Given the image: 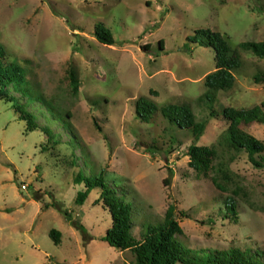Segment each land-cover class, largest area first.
Masks as SVG:
<instances>
[{
    "label": "rangeland",
    "instance_id": "1",
    "mask_svg": "<svg viewBox=\"0 0 264 264\" xmlns=\"http://www.w3.org/2000/svg\"><path fill=\"white\" fill-rule=\"evenodd\" d=\"M100 23L114 45L96 37ZM208 28L232 49L264 41V0H0L6 61L18 60L34 84L11 83L4 91L13 99L0 96V264H135L131 251L103 240L113 218L99 201L102 188L77 202L86 189L77 183L80 171L94 178L105 173L131 205L137 237L174 204L183 243L200 256L233 248L264 252V169L246 152L231 164L248 196L235 197L236 214H228L229 194L189 164L193 136L161 112L189 104L208 122L199 145H211L227 128L226 107L264 103V81H255L264 58L242 49V67L234 87L218 93L216 116L198 102L217 61L212 47L190 37ZM71 69L81 83L78 94ZM31 96L42 101L31 103ZM141 98L157 106L150 122L137 112ZM19 105L56 136L29 130ZM242 127L264 142V124ZM52 229L62 234L59 245Z\"/></svg>",
    "mask_w": 264,
    "mask_h": 264
},
{
    "label": "trees",
    "instance_id": "2",
    "mask_svg": "<svg viewBox=\"0 0 264 264\" xmlns=\"http://www.w3.org/2000/svg\"><path fill=\"white\" fill-rule=\"evenodd\" d=\"M95 35L103 44L111 46L116 42L111 30L101 23L96 27ZM190 40L199 43L201 46H210L215 51L216 70L206 76L207 91L198 98V102L209 104L212 109L211 116L215 117L214 104L218 93L234 87L236 82L235 71L242 67L239 49L250 51L263 59L264 41H245L239 44L238 49H232L222 33L209 28L197 30L195 35L190 37ZM160 46H162L161 43ZM6 59L5 48L0 45V85L3 87L0 96L5 95L12 100L13 97L4 91L11 83L16 85L27 83L32 86L34 84L28 77L26 67L16 59L10 61H6ZM70 79L74 94H78L81 83L74 69L70 71ZM255 81L257 83L264 81V72L257 74ZM41 101L38 96H31L29 99L31 103ZM19 109L23 110L22 114L27 119L29 130L42 129L50 136L49 138L56 136L51 127L41 126L36 115L25 105H19ZM156 109L157 106L146 99L141 98L137 102V112L145 122H150ZM161 112L170 123L187 129L191 133L194 141L188 149L190 166L199 176L210 178L217 190L229 194L226 199L228 214L231 211L236 214L235 197H246L248 193L238 181L231 169V164L238 159L240 153L246 152L249 161L256 168L264 169V142L242 127L244 124L251 123L264 124V103L253 108L226 107L223 115L228 123L227 128L211 145H199L208 122L198 120L189 104H170L164 106ZM64 115L68 118L71 117L69 111L65 112ZM77 183H85L86 186L84 191L78 193L77 202L79 204H83L94 188H102L99 201H106L113 218V225L103 240L121 251H131L135 257V264H264V252L250 249L216 250L207 256H200V253L183 243L184 240L181 237L184 235V230L177 216V207L174 204L169 205L161 222L143 228L140 233L141 237H137L133 233L134 223L131 205L118 196L116 191L107 183L103 171L95 178L87 177L80 171L77 176ZM65 215L68 216V213L65 212ZM50 235L56 245L61 243L62 234L60 231L52 229Z\"/></svg>",
    "mask_w": 264,
    "mask_h": 264
},
{
    "label": "built area",
    "instance_id": "3",
    "mask_svg": "<svg viewBox=\"0 0 264 264\" xmlns=\"http://www.w3.org/2000/svg\"><path fill=\"white\" fill-rule=\"evenodd\" d=\"M23 188H24V189H27L28 187H27L26 185H23Z\"/></svg>",
    "mask_w": 264,
    "mask_h": 264
}]
</instances>
